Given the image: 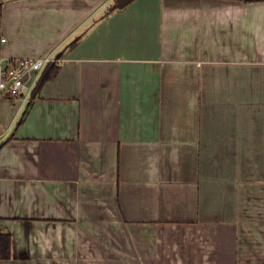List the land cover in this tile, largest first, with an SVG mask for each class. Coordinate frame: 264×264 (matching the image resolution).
<instances>
[{"label":"crops","instance_id":"crops-1","mask_svg":"<svg viewBox=\"0 0 264 264\" xmlns=\"http://www.w3.org/2000/svg\"><path fill=\"white\" fill-rule=\"evenodd\" d=\"M114 4L0 0V264H264V0Z\"/></svg>","mask_w":264,"mask_h":264},{"label":"built area","instance_id":"built-area-1","mask_svg":"<svg viewBox=\"0 0 264 264\" xmlns=\"http://www.w3.org/2000/svg\"><path fill=\"white\" fill-rule=\"evenodd\" d=\"M7 37L3 32L0 16V109L3 99H31V94L45 66L55 61L49 55L36 58L6 57ZM1 136V132H0Z\"/></svg>","mask_w":264,"mask_h":264},{"label":"trees","instance_id":"trees-1","mask_svg":"<svg viewBox=\"0 0 264 264\" xmlns=\"http://www.w3.org/2000/svg\"><path fill=\"white\" fill-rule=\"evenodd\" d=\"M245 2H254V1H261V0H243ZM119 7H116V5L114 4L112 7L109 8V10L112 9H118ZM59 71V65L56 61H52L49 62L45 68L43 69L39 79L37 80V83L35 85V88L33 89V92L31 94V100L28 104V106H30L31 101L35 98V96H37L43 85L54 79L57 75ZM28 106L26 108V111L28 109ZM25 111V113H26ZM2 143L0 144L1 147ZM117 183H118V160H117ZM11 245H12V241H11V236L7 233H0V258L6 259L9 258L10 254H11Z\"/></svg>","mask_w":264,"mask_h":264},{"label":"rangeland","instance_id":"rangeland-1","mask_svg":"<svg viewBox=\"0 0 264 264\" xmlns=\"http://www.w3.org/2000/svg\"><path fill=\"white\" fill-rule=\"evenodd\" d=\"M113 4V1L112 2H110V4ZM58 63V62H57ZM8 101H10L9 103H5V104H3V106H2V117H3V114L4 113H6V112H11V111H14V110H16L18 107H19V105H20V103H21V100L19 99V98H16V99H11V100H8ZM25 111H26V109H24L21 113H23L22 114V118L25 116ZM20 117L21 116H19L18 118H17V120L16 121H19L20 120ZM25 118V117H24ZM0 119H1V109H0ZM15 126H17V122L15 123ZM14 126V127H15Z\"/></svg>","mask_w":264,"mask_h":264},{"label":"water","instance_id":"water-1","mask_svg":"<svg viewBox=\"0 0 264 264\" xmlns=\"http://www.w3.org/2000/svg\"><path fill=\"white\" fill-rule=\"evenodd\" d=\"M132 0H115V5L116 7H123L125 6L126 4H128L129 2H131Z\"/></svg>","mask_w":264,"mask_h":264}]
</instances>
